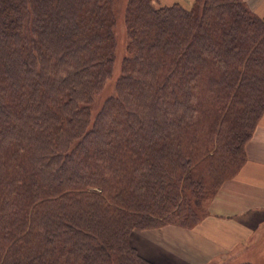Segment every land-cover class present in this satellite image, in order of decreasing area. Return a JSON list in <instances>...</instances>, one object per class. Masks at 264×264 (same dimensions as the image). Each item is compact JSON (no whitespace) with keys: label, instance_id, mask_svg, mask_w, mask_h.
<instances>
[{"label":"trees","instance_id":"1","mask_svg":"<svg viewBox=\"0 0 264 264\" xmlns=\"http://www.w3.org/2000/svg\"><path fill=\"white\" fill-rule=\"evenodd\" d=\"M0 0V264H152L134 230L193 228L264 113V18L241 0ZM250 264V263H242Z\"/></svg>","mask_w":264,"mask_h":264},{"label":"crops","instance_id":"2","mask_svg":"<svg viewBox=\"0 0 264 264\" xmlns=\"http://www.w3.org/2000/svg\"><path fill=\"white\" fill-rule=\"evenodd\" d=\"M155 1L189 8L194 0ZM241 1L256 17L264 18V0ZM245 152L243 166L206 202L204 215L193 228L169 224L132 231L129 242L137 254L152 264H221L247 250L264 229V113Z\"/></svg>","mask_w":264,"mask_h":264},{"label":"rangeland","instance_id":"3","mask_svg":"<svg viewBox=\"0 0 264 264\" xmlns=\"http://www.w3.org/2000/svg\"><path fill=\"white\" fill-rule=\"evenodd\" d=\"M128 0H114L113 12H114V61L112 64V70L110 76L105 80L102 89L99 91L95 97V102L91 106L92 117L98 112L100 107L103 105L104 101L110 96L114 95V86L116 80L119 78L121 72L120 67L123 59L127 56L126 46L128 44V36L124 23L125 9ZM176 2V1H175ZM168 3H171L168 0ZM156 5H160L156 3ZM207 201L203 203V209ZM179 226V225H175ZM181 227V226H179ZM183 228V227H182ZM187 229V228H185ZM239 252V251H238ZM237 252V253H238ZM264 264V229L259 232L258 235H255L254 239L251 240L250 244L247 247V250H242L235 256L230 257L229 260L221 264ZM219 264V262H218Z\"/></svg>","mask_w":264,"mask_h":264}]
</instances>
